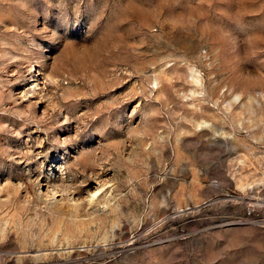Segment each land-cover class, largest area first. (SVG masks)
<instances>
[{"label":"rangeland","instance_id":"obj_1","mask_svg":"<svg viewBox=\"0 0 264 264\" xmlns=\"http://www.w3.org/2000/svg\"><path fill=\"white\" fill-rule=\"evenodd\" d=\"M0 264H264V0H0Z\"/></svg>","mask_w":264,"mask_h":264},{"label":"bare ground","instance_id":"obj_2","mask_svg":"<svg viewBox=\"0 0 264 264\" xmlns=\"http://www.w3.org/2000/svg\"><path fill=\"white\" fill-rule=\"evenodd\" d=\"M99 191V189H97L96 192L91 193L89 196V200L92 201L95 197V195L97 194V192ZM58 192V190L52 186H48L47 190H46V194H49L50 196H54L56 193ZM95 200V199H94Z\"/></svg>","mask_w":264,"mask_h":264}]
</instances>
